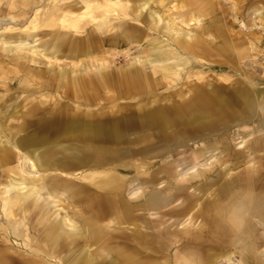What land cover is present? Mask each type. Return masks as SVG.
<instances>
[{"label": "bare ground", "instance_id": "bare-ground-1", "mask_svg": "<svg viewBox=\"0 0 264 264\" xmlns=\"http://www.w3.org/2000/svg\"><path fill=\"white\" fill-rule=\"evenodd\" d=\"M0 28V264H264V0H0ZM141 127L202 142L151 170L107 145Z\"/></svg>", "mask_w": 264, "mask_h": 264}, {"label": "rangeland", "instance_id": "rangeland-1", "mask_svg": "<svg viewBox=\"0 0 264 264\" xmlns=\"http://www.w3.org/2000/svg\"><path fill=\"white\" fill-rule=\"evenodd\" d=\"M44 1H46V0H44ZM227 4H228V2H227ZM227 4H226V7L229 6ZM37 8L39 9L40 7H37ZM37 8L34 7V8H32L31 12H29V19L33 16V14H34L33 12ZM249 18L250 19H255L256 21H258L259 17L256 14V15L249 16ZM238 20H240V22L244 23V22H246L247 19L245 18V16H243V17H239ZM238 20H237V23H238ZM6 23H8V26L11 25L10 21H7ZM19 25H16V26H19ZM3 27H4V24H3ZM6 29L7 28H0V31L1 30H6ZM258 60L261 61V62L264 61V47H263V53H260ZM63 62H67V61L66 60H61V63H63ZM124 62L125 61L117 62L115 64V67L122 66L124 64ZM261 86H264V83H262ZM2 91H3V88L0 86V92H2ZM96 97H97V102H93L92 106H90L88 108V110L96 111L98 109H102L103 101L98 98V95ZM118 101L119 102H128V103H135L136 102L135 99H131V100L121 99V100H118ZM18 102L20 103V100H18ZM96 103H98L97 106H96ZM99 103H102V104H99ZM83 109H86V108H83ZM131 111H133L137 115L143 113V111H139L136 108L131 109ZM106 117H107V115H106ZM235 128H233V129H235ZM138 130H139L138 132H135L134 134L128 135V137L126 138V140L128 142L124 143V141H123L120 144L109 143L107 145H109V147L115 148L118 151V153L121 156H123L122 159L124 161L128 160V158H127L128 156L125 157L126 154L132 153L134 151H140L144 156L151 157V160L149 161L150 162V166H151V170H156V171H160L161 169H165V161L170 160L171 158H173L174 156H176L178 154L180 155V153H182V154L187 153L191 149L196 148L197 145L202 142V140H195V142L190 140L186 147H184V148H182L180 150H172L171 152H168V153L165 154V151L160 150V148L165 146V134H160L157 129H150L149 130V129H144V127H141V129L138 128ZM145 132L151 134L150 139H148L146 141H143V142H140V143L135 142V143H131L130 144L131 141L135 140V137L138 136V134L139 135L140 134L144 135ZM238 140H240V139H236L235 143ZM240 149H242V148H240ZM188 166H190L189 161H186L182 165L177 166V169H180V168L183 167L182 170H184ZM83 170H85V168H80V169H78L77 172H83ZM133 172L134 171H130V172L121 171L120 174L128 175L127 177H129L131 174H133ZM31 175H38L37 170H33ZM156 176L159 177L160 180H159L158 184L155 187L157 189H161L163 187V185L165 184V173L164 172H159V173L156 174ZM83 183L86 184L87 186H89V183H87L86 181H83ZM140 186H141V184L139 182H137V181L133 183V187H134L135 190L140 191L141 190ZM151 212H155V213H150V211H149L148 214H145V216L146 217H150V218L152 217V219H158L159 220L161 218V216L163 215V213H161L160 211L159 212L151 211ZM162 220L165 221V216L162 218ZM231 260L233 262H237L238 261V257H233ZM222 263H225L224 260H222Z\"/></svg>", "mask_w": 264, "mask_h": 264}]
</instances>
